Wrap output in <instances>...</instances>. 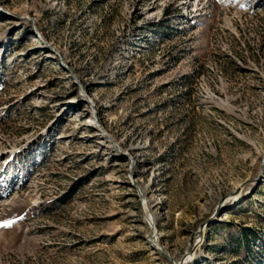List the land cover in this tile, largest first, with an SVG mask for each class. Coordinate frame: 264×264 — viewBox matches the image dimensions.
<instances>
[{
    "label": "rangeland",
    "instance_id": "1",
    "mask_svg": "<svg viewBox=\"0 0 264 264\" xmlns=\"http://www.w3.org/2000/svg\"><path fill=\"white\" fill-rule=\"evenodd\" d=\"M0 264H264V0H0Z\"/></svg>",
    "mask_w": 264,
    "mask_h": 264
},
{
    "label": "water",
    "instance_id": "2",
    "mask_svg": "<svg viewBox=\"0 0 264 264\" xmlns=\"http://www.w3.org/2000/svg\"><path fill=\"white\" fill-rule=\"evenodd\" d=\"M209 222V221H208ZM207 224V223H206ZM206 224H202L201 225V227H200V229H203L204 228V226L206 225ZM193 248V246L191 247V249ZM189 252H190V249H189ZM164 253V252H163Z\"/></svg>",
    "mask_w": 264,
    "mask_h": 264
}]
</instances>
